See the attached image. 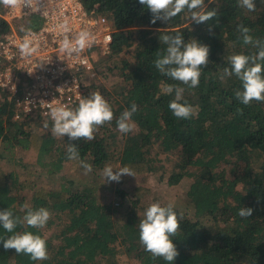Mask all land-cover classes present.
Wrapping results in <instances>:
<instances>
[{"label":"trees","instance_id":"16d2710c","mask_svg":"<svg viewBox=\"0 0 264 264\" xmlns=\"http://www.w3.org/2000/svg\"><path fill=\"white\" fill-rule=\"evenodd\" d=\"M82 1L115 29L85 102L38 132L0 100V264H264V0ZM166 160L193 218L143 202Z\"/></svg>","mask_w":264,"mask_h":264},{"label":"built area","instance_id":"2783aa9c","mask_svg":"<svg viewBox=\"0 0 264 264\" xmlns=\"http://www.w3.org/2000/svg\"><path fill=\"white\" fill-rule=\"evenodd\" d=\"M32 16L40 25L18 32L14 22ZM1 22L0 100L16 102V119H66L86 100L95 60L111 51L110 18L82 0H0Z\"/></svg>","mask_w":264,"mask_h":264},{"label":"rangeland","instance_id":"374dc122","mask_svg":"<svg viewBox=\"0 0 264 264\" xmlns=\"http://www.w3.org/2000/svg\"><path fill=\"white\" fill-rule=\"evenodd\" d=\"M105 77H106L105 80H107L108 78L109 85L115 83L116 81V78L113 75L110 76L106 74ZM28 124L38 132H48L47 130L48 123L41 118L33 117L31 120H28ZM164 163H165L164 173H162V171H157L149 174V178L146 184V186L149 188V193L147 194L146 197H144L143 202L148 208L151 209L157 205L171 206L179 211H183L184 213H186L188 217L193 218L192 217L194 213L193 206L192 203L190 202V199L187 196V191L193 179L186 177L182 179L178 184H171L169 182V171L167 170V168L169 167L168 160H166ZM64 173H68V172L63 171V174ZM80 176L86 178V180H90V177L86 173H83ZM46 179L47 180L50 179L52 183H57L60 181L59 177H52V178L48 177ZM116 184L117 183H114V185ZM127 185H123V186L128 189L133 185V183L132 184L128 183ZM107 188L108 190L112 191L111 186H108ZM108 190L104 189L103 192L106 194ZM107 201L114 204V206L116 207H120L121 205V200L113 198L112 195H110ZM46 233L47 235H50L51 229L46 230ZM118 264H139V262L135 255L121 253L120 261Z\"/></svg>","mask_w":264,"mask_h":264}]
</instances>
